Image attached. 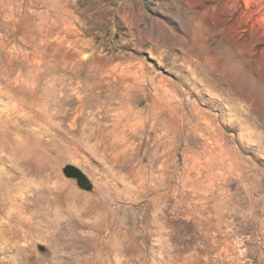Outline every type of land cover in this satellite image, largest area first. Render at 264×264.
<instances>
[{
	"label": "rangeland",
	"instance_id": "374dc122",
	"mask_svg": "<svg viewBox=\"0 0 264 264\" xmlns=\"http://www.w3.org/2000/svg\"><path fill=\"white\" fill-rule=\"evenodd\" d=\"M0 264H264V0H0Z\"/></svg>",
	"mask_w": 264,
	"mask_h": 264
},
{
	"label": "trees",
	"instance_id": "16d2710c",
	"mask_svg": "<svg viewBox=\"0 0 264 264\" xmlns=\"http://www.w3.org/2000/svg\"><path fill=\"white\" fill-rule=\"evenodd\" d=\"M81 179H83V177H81Z\"/></svg>",
	"mask_w": 264,
	"mask_h": 264
},
{
	"label": "bare ground",
	"instance_id": "6f19581e",
	"mask_svg": "<svg viewBox=\"0 0 264 264\" xmlns=\"http://www.w3.org/2000/svg\"><path fill=\"white\" fill-rule=\"evenodd\" d=\"M161 119V118H160ZM168 126V125H167ZM158 129V128H157Z\"/></svg>",
	"mask_w": 264,
	"mask_h": 264
}]
</instances>
